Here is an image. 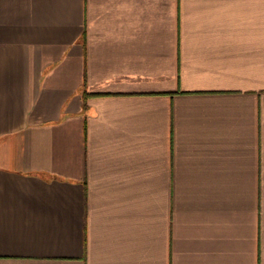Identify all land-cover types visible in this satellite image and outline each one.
Instances as JSON below:
<instances>
[{
  "label": "crops",
  "instance_id": "obj_1",
  "mask_svg": "<svg viewBox=\"0 0 264 264\" xmlns=\"http://www.w3.org/2000/svg\"><path fill=\"white\" fill-rule=\"evenodd\" d=\"M0 264H264V0H0Z\"/></svg>",
  "mask_w": 264,
  "mask_h": 264
}]
</instances>
